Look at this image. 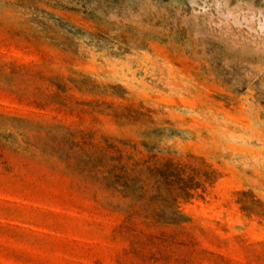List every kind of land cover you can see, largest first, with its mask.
<instances>
[{"label":"rangeland","instance_id":"374dc122","mask_svg":"<svg viewBox=\"0 0 264 264\" xmlns=\"http://www.w3.org/2000/svg\"><path fill=\"white\" fill-rule=\"evenodd\" d=\"M0 264H264V0H0Z\"/></svg>","mask_w":264,"mask_h":264}]
</instances>
